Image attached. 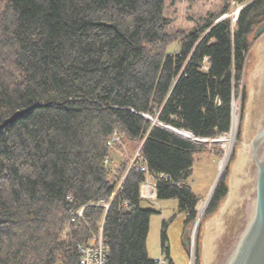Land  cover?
<instances>
[{
    "label": "trees",
    "instance_id": "1",
    "mask_svg": "<svg viewBox=\"0 0 264 264\" xmlns=\"http://www.w3.org/2000/svg\"><path fill=\"white\" fill-rule=\"evenodd\" d=\"M233 1L235 21L219 19L227 4L182 31L166 0H0V264H79L77 244L100 233L107 264H155L145 172L125 160L112 173L115 134L138 142L156 197L176 200L186 224L196 218L187 180L205 148L158 122L198 137L230 130L264 21V0ZM225 175L206 214L227 193Z\"/></svg>",
    "mask_w": 264,
    "mask_h": 264
},
{
    "label": "water",
    "instance_id": "2",
    "mask_svg": "<svg viewBox=\"0 0 264 264\" xmlns=\"http://www.w3.org/2000/svg\"><path fill=\"white\" fill-rule=\"evenodd\" d=\"M253 38L258 44L256 61L248 76L243 141L231 167L226 196L205 221L203 264H264V21L254 29ZM221 175L222 171L203 211ZM188 231L184 239L187 246L191 245Z\"/></svg>",
    "mask_w": 264,
    "mask_h": 264
},
{
    "label": "rangeland",
    "instance_id": "3",
    "mask_svg": "<svg viewBox=\"0 0 264 264\" xmlns=\"http://www.w3.org/2000/svg\"><path fill=\"white\" fill-rule=\"evenodd\" d=\"M227 4L229 6V11L222 15L219 19L231 16L232 20L235 21L234 19L239 10L242 8V5L233 0H166L164 14L166 17L170 18L171 26L174 30L189 31L192 30L197 23H202L204 18L217 14L221 8ZM257 44V39L253 38L252 33L250 37L249 56L243 77L245 100L243 102L242 109L239 99H236L233 102L231 127L226 135H223L225 140L227 139V142L222 138V141L211 143L210 147L208 144L204 145L203 147L205 148V151L198 156L193 166V174L190 178V184L203 199L197 205L196 218L187 226V229H189L188 233L191 236V245L187 246L184 242V223L186 216L184 213L179 211L177 201L172 199V201L163 202L164 206L162 217L168 222L166 234L168 238L167 245L170 252L169 258L172 259L174 264H196V249L199 250L198 264H203L202 240L205 221L218 210L226 196L225 195L219 201L215 210L206 214L205 210L203 211V207L207 199V196L204 198L206 188L209 186L211 179L214 176L217 177L220 171H222V174H226L225 183L227 186L232 164L236 160L237 148L243 141L245 131L244 118L246 113V101L248 99V76L251 73L256 61L255 50ZM172 46L173 45H171V47ZM116 148L118 149L117 151ZM111 149L114 150V153L116 154V164L119 165L125 160H128V163H131L133 158L136 157V152L139 151V146L136 141L130 142L124 140L123 142L118 143L116 147L112 146ZM111 167L113 173L114 165ZM144 194L147 193L144 192ZM147 195L151 197L149 198L150 200L154 199V197H152L149 193ZM142 205L153 208V206L148 202H143ZM154 207L155 209H158L156 205H154ZM201 212L203 213L200 214ZM161 222L162 218L158 213L152 214L146 240L147 252L149 257L152 259L158 258L163 254L160 245ZM164 257L169 259L165 254Z\"/></svg>",
    "mask_w": 264,
    "mask_h": 264
},
{
    "label": "built area",
    "instance_id": "4",
    "mask_svg": "<svg viewBox=\"0 0 264 264\" xmlns=\"http://www.w3.org/2000/svg\"><path fill=\"white\" fill-rule=\"evenodd\" d=\"M234 102V101H233ZM233 106V105H232ZM148 118L152 119L150 116L147 115ZM153 121H155L153 119ZM160 125H164L165 127L171 128L180 135L192 140L196 144L199 145H207L210 147L211 143H217L219 141H222V138L225 140V137L223 135H226V133L219 135L217 137H198L194 136L190 131L184 130V129H176L169 125H165L161 122H158ZM221 137V138H218ZM121 136L120 134H115L111 141L108 142V144L112 147V141L114 142H121ZM136 163L137 166L145 172V180L140 184V196L144 199L150 200L147 194L149 193L152 197L156 194V183L155 179L153 181H150V173L147 170L146 165L143 162V158L140 156L139 151L136 152V157L133 158L132 163ZM146 192L147 194H144ZM77 214H81V210L78 211ZM77 250L79 252V264H107V246L104 244L101 233L98 235L93 236L89 241L85 243H79L77 244ZM155 264H171L165 257L164 254H162L160 257L154 259Z\"/></svg>",
    "mask_w": 264,
    "mask_h": 264
},
{
    "label": "crops",
    "instance_id": "5",
    "mask_svg": "<svg viewBox=\"0 0 264 264\" xmlns=\"http://www.w3.org/2000/svg\"><path fill=\"white\" fill-rule=\"evenodd\" d=\"M118 149L116 148V151H117ZM203 152H200V153H197V154H195L194 155V163H195V161H196V159L198 158V156L199 155H201ZM109 155H110V159H111V165H114V166H118V164H116V160H115V156H116V154L114 153V150H110V153H109ZM130 164V163H129ZM194 166V165H193ZM193 174V173H192ZM192 176V175H191ZM191 176L188 178V180H187V182H188V184L191 186V188H192V190H193V192L199 197V201H198V203L203 199L202 198V196L201 195H199L195 190H194V188L192 187V185L190 184V178H191ZM215 176L211 179V182H210V184H209V186L206 188V193H205V197L204 198H206V196H208L209 195V193H210V190H211V188H212V186H213V184H214V181H215ZM154 180V178L152 177V176H150V181H153ZM141 197V196H140ZM166 201H172V199H158L157 197H156V194H155V196H154V199L153 200H147V199H144V198H142L141 197V202H140V204H141V207H143V208H151V207H145L144 205H142L143 204V202H148V203H150L152 206H153V208H151V209H153L154 210V213L153 214H156V213H158L160 216H161V218H162V222L163 221H166L165 220V218H163L162 216H163V202H166ZM176 201V200H175ZM198 203H197V205H198ZM154 205H156L157 207H158V209H155V207H154ZM197 205H196V209H197ZM151 217H152V215L150 216V220H151ZM150 220H149V224H150ZM162 222H161V226H162ZM187 226H188V224H186V223H184V236H185V232H186V230H187ZM167 227H168V222H167ZM149 231V230H148ZM162 251V250H161ZM163 253V252H162ZM168 254H169V256H170V252H169V249H168ZM149 255V254H148ZM169 258V257H168ZM154 259V258H153ZM169 262H171V264H174L173 263V261H172V259H167Z\"/></svg>",
    "mask_w": 264,
    "mask_h": 264
},
{
    "label": "bare ground",
    "instance_id": "6",
    "mask_svg": "<svg viewBox=\"0 0 264 264\" xmlns=\"http://www.w3.org/2000/svg\"><path fill=\"white\" fill-rule=\"evenodd\" d=\"M229 140H232V139H229ZM225 141L227 142V139Z\"/></svg>",
    "mask_w": 264,
    "mask_h": 264
}]
</instances>
